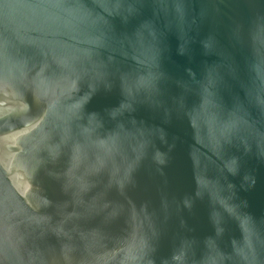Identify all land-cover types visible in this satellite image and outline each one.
<instances>
[{
  "label": "water",
  "instance_id": "95a60500",
  "mask_svg": "<svg viewBox=\"0 0 264 264\" xmlns=\"http://www.w3.org/2000/svg\"><path fill=\"white\" fill-rule=\"evenodd\" d=\"M0 264H264V0H0Z\"/></svg>",
  "mask_w": 264,
  "mask_h": 264
}]
</instances>
